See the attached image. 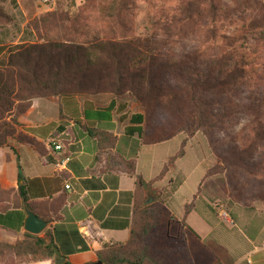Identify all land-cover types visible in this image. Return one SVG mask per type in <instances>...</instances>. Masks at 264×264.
I'll return each mask as SVG.
<instances>
[{
    "label": "trees",
    "instance_id": "obj_1",
    "mask_svg": "<svg viewBox=\"0 0 264 264\" xmlns=\"http://www.w3.org/2000/svg\"><path fill=\"white\" fill-rule=\"evenodd\" d=\"M138 1L59 5L28 21L35 41L0 45V149L11 139L30 141L17 131L18 118L33 99L128 94L144 112L133 120L143 124L148 140L184 134L169 165L184 153L187 140L201 133L216 157L206 176L224 174L237 199L264 204V0H156L149 30L137 36L132 8ZM0 19H7L1 10ZM240 117L247 121L246 133L235 131ZM86 131L99 139L106 135ZM17 179L16 188L0 181V213L26 206L50 224L39 203L30 200L20 170ZM136 184L128 242L103 244L96 261L192 264L184 219L176 221L160 200L146 203L143 188L149 183L137 177ZM190 208L185 206V214ZM58 257L49 229L41 236H19L0 225V264Z\"/></svg>",
    "mask_w": 264,
    "mask_h": 264
},
{
    "label": "crops",
    "instance_id": "obj_2",
    "mask_svg": "<svg viewBox=\"0 0 264 264\" xmlns=\"http://www.w3.org/2000/svg\"><path fill=\"white\" fill-rule=\"evenodd\" d=\"M0 45H6L1 38ZM135 114L144 112L128 94L33 99L28 111L19 116L17 131L30 141L11 139L8 147L0 149V181L16 188L20 170L30 200L39 203V212L52 220L45 230L52 232L63 257L61 264H99L96 252L103 244L128 242L137 177L149 183L143 188L146 201L160 200L176 221L184 219L192 264H264V204L237 199L224 174L206 176L209 169H194L199 158L188 157L186 147L196 134L169 165L177 152L168 157L155 150L181 133L157 142L148 140L143 124L133 120ZM86 128L106 135L92 137ZM51 141L62 149L54 150ZM65 155L70 160L56 167L55 160ZM165 166L168 170L158 179ZM218 197L229 208L230 214L224 211L232 224L219 217L223 207L217 205ZM186 205L192 208L185 214ZM26 216L20 208L0 213V225L21 236L26 233ZM169 230L173 234L176 229Z\"/></svg>",
    "mask_w": 264,
    "mask_h": 264
},
{
    "label": "rangeland",
    "instance_id": "obj_3",
    "mask_svg": "<svg viewBox=\"0 0 264 264\" xmlns=\"http://www.w3.org/2000/svg\"><path fill=\"white\" fill-rule=\"evenodd\" d=\"M73 2L75 5L80 4V0H53L49 3H44L43 0H14L15 4H12L10 0H5L0 2V10L7 16V19H0V38L2 42L6 45L8 44H17V43H30L35 41V36L31 31L26 29V25L29 20L33 17L40 15L41 13L56 9L59 5L62 7H70ZM154 2L153 5L149 4ZM152 5V6H151ZM165 5V4H164ZM168 5V4H167ZM156 0L147 1H138L132 12L134 13V30L135 34L143 35L150 28V16L156 9ZM242 18L239 17V23L236 25L239 29L243 27ZM243 30H245L243 28ZM240 33V32H239ZM238 33V34H239ZM239 115V114H238ZM240 117L238 122H236L235 131L239 133H246L247 131V121ZM184 137V134L175 137L174 139L166 142V144L160 146L155 151H160V153L165 154L168 157L173 156L179 149L181 141ZM189 145L186 147L188 151V157L199 158V165L194 169H209L213 167L216 163V157L210 150V147L207 143L206 138L201 133H196V135L189 140ZM156 149V148H154ZM161 149V150H160ZM154 151V152H155ZM194 152L193 156L191 152ZM205 196V194H204ZM217 205L223 207L224 205L220 204L224 200L221 197L217 199ZM219 209V206H217ZM230 214L229 208L225 206L222 208Z\"/></svg>",
    "mask_w": 264,
    "mask_h": 264
},
{
    "label": "water",
    "instance_id": "obj_4",
    "mask_svg": "<svg viewBox=\"0 0 264 264\" xmlns=\"http://www.w3.org/2000/svg\"><path fill=\"white\" fill-rule=\"evenodd\" d=\"M149 203V201H146ZM24 211L26 213V220L23 225V230L31 235H39L47 227V223L44 219L38 217L33 211L24 206ZM63 262V257H58L55 264H61ZM100 264V263H99Z\"/></svg>",
    "mask_w": 264,
    "mask_h": 264
},
{
    "label": "built area",
    "instance_id": "obj_5",
    "mask_svg": "<svg viewBox=\"0 0 264 264\" xmlns=\"http://www.w3.org/2000/svg\"><path fill=\"white\" fill-rule=\"evenodd\" d=\"M51 1H53V0H43V2L46 3V4L51 2ZM51 145L53 146V149L56 150V151H60L62 149L61 145L58 144V143H55V142L51 141ZM69 160H70V156L69 155H65V156H62L59 159H56L54 165L56 167H60V166L65 165ZM66 188H68V186H66ZM218 215L223 221H226V222L232 224V220L228 217L227 213L224 210H220Z\"/></svg>",
    "mask_w": 264,
    "mask_h": 264
}]
</instances>
